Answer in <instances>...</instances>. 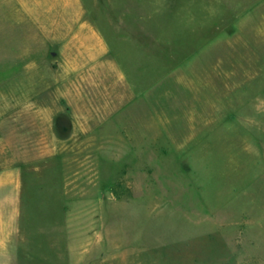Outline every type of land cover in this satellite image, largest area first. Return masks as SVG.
<instances>
[{
	"label": "rangeland",
	"instance_id": "374dc122",
	"mask_svg": "<svg viewBox=\"0 0 264 264\" xmlns=\"http://www.w3.org/2000/svg\"><path fill=\"white\" fill-rule=\"evenodd\" d=\"M189 1L0 0V128L10 145L26 126L15 102L53 87L67 57L12 48L50 26L65 3L69 22L103 33L131 76L147 73L150 83L179 63L175 77L187 85L193 68L191 88L179 91L180 113L202 103L208 113L221 108L192 138L164 139L155 153L116 162L96 161L91 146L33 162V149L21 146L31 163L19 166V202L2 212L19 256L11 264H264V50L230 49L209 14L203 29L200 19L189 26ZM203 7L210 13L211 0ZM140 51L146 61L126 59ZM236 52L242 76H216ZM20 134L26 143L27 132Z\"/></svg>",
	"mask_w": 264,
	"mask_h": 264
},
{
	"label": "crops",
	"instance_id": "0c3cea01",
	"mask_svg": "<svg viewBox=\"0 0 264 264\" xmlns=\"http://www.w3.org/2000/svg\"><path fill=\"white\" fill-rule=\"evenodd\" d=\"M205 1H189V26L197 19H206L209 14L218 19L217 28L227 36L230 49L264 50V0H211L210 13L207 7L199 9ZM194 4H198V8ZM69 16L65 3L64 11L53 13L54 21L50 26L37 28L29 34L26 46L12 48L33 52L58 50L67 52V57L53 87H45L42 92L29 91L27 97L15 102L23 105L16 108L14 115L18 123L23 122L26 115V126L21 130L27 132V142L20 141L24 135L21 136V130L17 129L12 134L15 142L10 145L0 128V264H11L13 259H19L11 251L13 236L5 234L2 212L5 205L19 202L23 178L19 166L31 163L21 156V146L33 149V162L47 161L72 149L83 155L85 146L93 148L91 155L97 157L96 161L116 162L123 157H141L147 153V148L155 153L164 139L173 142L178 138H192L190 132L195 134L205 129L212 110L221 111L219 105H215L208 113L202 103L200 106L195 104L193 110L180 113L179 105L183 103L179 104L182 94L179 91L180 88H191L189 81L193 68H187V85L175 77L179 63L173 74L157 77L150 83L147 73L131 76L103 33L77 20L73 26L75 23L69 22ZM79 18L76 14V19ZM201 19L197 23L198 29L206 26ZM138 58L146 61L147 52L129 54L126 59ZM235 59L228 66L221 65L220 68L217 65L216 76L223 80L224 77L233 80L242 76L243 63L238 64L237 52ZM194 77L192 81L197 90L199 85ZM203 78L201 75L200 84ZM199 89L203 91L200 86ZM225 98L230 97L225 94ZM240 98L242 100L243 96ZM163 99L169 102L163 104ZM194 99H198L196 93ZM230 99L231 105L233 100L238 101L237 98Z\"/></svg>",
	"mask_w": 264,
	"mask_h": 264
}]
</instances>
